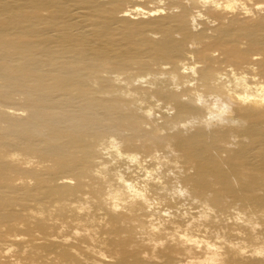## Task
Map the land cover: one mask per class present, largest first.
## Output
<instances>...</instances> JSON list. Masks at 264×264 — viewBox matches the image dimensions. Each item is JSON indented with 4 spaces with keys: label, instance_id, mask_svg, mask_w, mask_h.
Listing matches in <instances>:
<instances>
[{
    "label": "bare ground",
    "instance_id": "1",
    "mask_svg": "<svg viewBox=\"0 0 264 264\" xmlns=\"http://www.w3.org/2000/svg\"><path fill=\"white\" fill-rule=\"evenodd\" d=\"M262 5L0 0V264H262Z\"/></svg>",
    "mask_w": 264,
    "mask_h": 264
},
{
    "label": "rangeland",
    "instance_id": "2",
    "mask_svg": "<svg viewBox=\"0 0 264 264\" xmlns=\"http://www.w3.org/2000/svg\"><path fill=\"white\" fill-rule=\"evenodd\" d=\"M1 73H4V75H5L6 71L5 72H1ZM17 93H18V99L17 100L22 102L25 92L21 90V91H18ZM0 106L8 107V106H12V104L10 102L9 103H7V102L4 103V101L2 102V100H0ZM24 109L28 113V116L22 118V122L24 123V125H27V124L28 125H33V124L38 123L39 120H41L42 112L39 109H36L34 107H32V108L31 107H24ZM165 110L166 109H162L163 112ZM17 114L19 115L20 113H17ZM0 143L1 144H6L7 146H9V149L12 150V151L21 152L24 149V147H23L24 142H22V140L19 139V137H17L13 133H9V137L6 140H0ZM1 162H3L2 159H0V163ZM80 164L81 163H74L73 166H72L71 172L63 173V174H61V177H63V176H72V174H74L76 176H79L81 174V170H82V167H83ZM36 193H38V192L36 191ZM42 194H43L44 198H50V195H51L50 191L46 190V189L42 190ZM20 197L21 196H19V195L17 196L16 195V198H18V200H20ZM18 205H24V203H18Z\"/></svg>",
    "mask_w": 264,
    "mask_h": 264
},
{
    "label": "clouds",
    "instance_id": "3",
    "mask_svg": "<svg viewBox=\"0 0 264 264\" xmlns=\"http://www.w3.org/2000/svg\"><path fill=\"white\" fill-rule=\"evenodd\" d=\"M205 2L207 3L208 0H205ZM217 7H219V5H217ZM224 7H225V9H226L227 11H229V12H233V11H236V10H237V6L234 5V4H232V3H229V4L225 5ZM262 89H264V86H262ZM258 99H259L260 103H264V95L259 96ZM132 162H133V163H136V159H133ZM151 176H152V173H149L148 176L145 177V178H146V179H149V178H151ZM165 215H167V213H165ZM181 239H185V237H181ZM188 243H190V244H196L197 241H194V240H188ZM209 248H210V250L215 251V252H217V253H219L220 251H222V249L214 248L212 245H209ZM256 254L258 255L259 252L256 253Z\"/></svg>",
    "mask_w": 264,
    "mask_h": 264
},
{
    "label": "snow or ice",
    "instance_id": "4",
    "mask_svg": "<svg viewBox=\"0 0 264 264\" xmlns=\"http://www.w3.org/2000/svg\"><path fill=\"white\" fill-rule=\"evenodd\" d=\"M261 7H264V5H262ZM114 150L118 151V146L114 148ZM261 257H264V250H261V252H259L258 254ZM262 264H264V261H262Z\"/></svg>",
    "mask_w": 264,
    "mask_h": 264
}]
</instances>
